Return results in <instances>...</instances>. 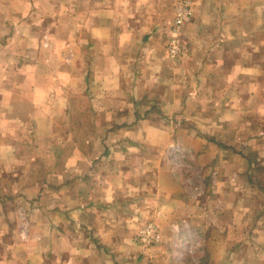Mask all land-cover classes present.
Here are the masks:
<instances>
[{
    "label": "crops",
    "instance_id": "1",
    "mask_svg": "<svg viewBox=\"0 0 264 264\" xmlns=\"http://www.w3.org/2000/svg\"><path fill=\"white\" fill-rule=\"evenodd\" d=\"M188 1L173 56L178 0H0V264H182L192 230H217L226 204L193 201L170 149L259 125L264 0ZM224 156L257 166L220 152L219 176Z\"/></svg>",
    "mask_w": 264,
    "mask_h": 264
},
{
    "label": "rangeland",
    "instance_id": "2",
    "mask_svg": "<svg viewBox=\"0 0 264 264\" xmlns=\"http://www.w3.org/2000/svg\"><path fill=\"white\" fill-rule=\"evenodd\" d=\"M263 113L252 114L251 120L257 121L259 125L254 123L248 129L240 128L241 136L247 142L236 140L239 129L223 125V128L193 127L192 142L186 146L171 147V152L177 153L171 160L173 167L183 175L186 173L192 181L193 201L199 202L203 197L209 196L210 202L223 201L226 204L222 214L218 213L222 219L218 221L216 231L210 226L207 234L203 232L207 237H199L197 232L201 229H191L193 236L188 241H181L177 249L182 252L179 258L182 264H264V167L259 157L260 151L264 153V144H249L248 139L259 135L263 137V134H259V130H264ZM193 115L194 118L196 115V118H215L220 113L205 115L203 112H194ZM218 140L223 142L218 143ZM185 152L186 157L183 156ZM220 152L246 153L257 166L254 170L249 169L243 157L238 164L232 165V158L224 156L226 161L219 176L216 169L219 167L216 165ZM218 179L223 180L220 187H217ZM232 183L234 185L230 189ZM209 212L212 214L210 209ZM202 218L204 221V210ZM203 225L206 226V223ZM164 228L170 229L168 225ZM166 260L169 261L168 257Z\"/></svg>",
    "mask_w": 264,
    "mask_h": 264
},
{
    "label": "built area",
    "instance_id": "3",
    "mask_svg": "<svg viewBox=\"0 0 264 264\" xmlns=\"http://www.w3.org/2000/svg\"><path fill=\"white\" fill-rule=\"evenodd\" d=\"M192 14L193 11L190 1H181L177 7L176 20L172 27L174 37L172 39V44L170 45V52L173 56H179L183 52V44L180 34L183 30V26L190 20ZM159 234L156 224L149 222L139 230L138 240L144 244L150 245L159 240Z\"/></svg>",
    "mask_w": 264,
    "mask_h": 264
}]
</instances>
